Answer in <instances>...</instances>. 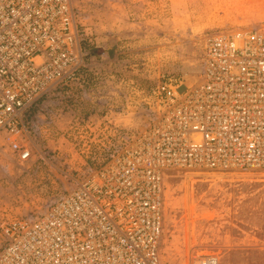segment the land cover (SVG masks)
Masks as SVG:
<instances>
[{"label":"built area","instance_id":"1","mask_svg":"<svg viewBox=\"0 0 264 264\" xmlns=\"http://www.w3.org/2000/svg\"><path fill=\"white\" fill-rule=\"evenodd\" d=\"M87 1L0 0V150L66 179L2 223L0 264H161L169 170L264 169V20L206 33L195 82L145 90L90 48Z\"/></svg>","mask_w":264,"mask_h":264},{"label":"rangeland","instance_id":"2","mask_svg":"<svg viewBox=\"0 0 264 264\" xmlns=\"http://www.w3.org/2000/svg\"><path fill=\"white\" fill-rule=\"evenodd\" d=\"M79 8L90 48L145 90L168 76L195 82L206 33L264 20V0H88ZM80 148L72 159H85ZM65 182L35 157L20 164L0 150V243L3 222L43 211ZM163 195L161 264H196L207 253L219 264H264V169L169 170Z\"/></svg>","mask_w":264,"mask_h":264},{"label":"crops","instance_id":"3","mask_svg":"<svg viewBox=\"0 0 264 264\" xmlns=\"http://www.w3.org/2000/svg\"><path fill=\"white\" fill-rule=\"evenodd\" d=\"M112 52V50H108L107 53L110 55V53Z\"/></svg>","mask_w":264,"mask_h":264},{"label":"bare ground","instance_id":"4","mask_svg":"<svg viewBox=\"0 0 264 264\" xmlns=\"http://www.w3.org/2000/svg\"><path fill=\"white\" fill-rule=\"evenodd\" d=\"M196 261V260H195Z\"/></svg>","mask_w":264,"mask_h":264}]
</instances>
